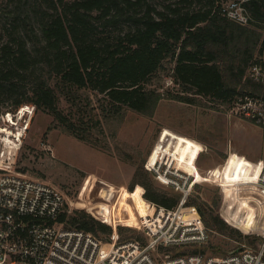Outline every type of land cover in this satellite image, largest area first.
<instances>
[{
  "label": "trees",
  "instance_id": "obj_1",
  "mask_svg": "<svg viewBox=\"0 0 264 264\" xmlns=\"http://www.w3.org/2000/svg\"><path fill=\"white\" fill-rule=\"evenodd\" d=\"M231 1L1 0L0 114L8 117L32 105L30 117L38 110L54 116L48 130L62 125L76 137L98 144L93 130L101 128L103 118L123 116L129 109L153 115L165 97L231 103L250 90L264 94V86L247 75L252 63L264 62V0H236L252 16L248 24L224 14ZM169 61L177 89L163 92L148 86ZM84 89L102 94L100 116L77 122L60 107L59 92L80 109ZM245 164L230 159L226 176L233 179L236 174L241 180L256 170ZM129 190L153 207L174 208L181 199L180 193L157 188L144 163L137 165ZM189 196L186 205L199 207L207 228L242 238L241 231L257 223L254 212L229 199L223 198L216 212ZM181 214L199 219L193 206L184 207ZM167 215L161 209L151 223L159 225ZM68 216L70 225L96 235L108 237L119 231L121 240L133 237L122 236L126 228L103 215L84 211ZM244 237L250 244L262 239Z\"/></svg>",
  "mask_w": 264,
  "mask_h": 264
},
{
  "label": "rangeland",
  "instance_id": "obj_2",
  "mask_svg": "<svg viewBox=\"0 0 264 264\" xmlns=\"http://www.w3.org/2000/svg\"><path fill=\"white\" fill-rule=\"evenodd\" d=\"M261 57L264 59V53ZM172 67L173 62L169 61L148 86L163 92L175 91L178 86L171 76ZM80 92V109L59 92L60 107L77 122L82 117L100 116L97 105L102 94L92 89ZM31 111L33 106L26 105L21 113L15 110L8 117L0 114V168L17 172L23 169L27 176L60 187L66 195L68 215L79 216L84 211L103 215L126 228L122 236L146 239L141 215L147 219L152 202L129 190L134 171L141 163L157 188L182 196L177 185L186 183L192 200L216 212L220 211L223 198L242 208L256 207L249 199L262 203L260 198L249 196L245 184H235L247 175L239 177L241 180L236 174L233 179L226 176L230 159L245 161V165L256 169L264 162V129L234 112L231 103L207 99L188 103L165 97L153 115L129 109L123 116L103 118L101 128L93 130L98 144L76 137L62 125L48 130L54 116L38 110L31 118ZM158 163L160 168L155 171L154 164ZM160 174L176 181L162 182ZM191 206L201 217L197 206ZM191 206L177 205L174 213L181 214L184 207ZM263 216L257 220L254 217L256 225L249 227L248 232L243 229L242 238L208 228L206 242L182 249L191 252L199 248L218 256L239 249L241 244L258 248L260 239L250 244L244 236L262 237ZM181 218L194 221L182 214Z\"/></svg>",
  "mask_w": 264,
  "mask_h": 264
},
{
  "label": "built area",
  "instance_id": "obj_3",
  "mask_svg": "<svg viewBox=\"0 0 264 264\" xmlns=\"http://www.w3.org/2000/svg\"><path fill=\"white\" fill-rule=\"evenodd\" d=\"M223 12L241 24L253 19L241 1H231ZM247 75L264 86V62L252 63ZM231 105L234 112L264 129L263 93L250 90L238 94ZM159 178L162 181L161 175ZM235 182L241 187L245 184L249 196L262 200L261 203L247 199L256 205L249 208L256 220L261 219L264 162L244 181ZM182 184L177 185L182 193L179 206H184L190 195L186 183ZM66 204V195L60 187L20 171L0 168V264H264V231L258 248L241 244L238 250L217 256L182 249L208 240V228L200 216L197 221H188L175 214L173 208L153 207L156 210H148L147 220L141 215L147 238L121 240L119 234L101 237L70 225L69 216L64 218ZM161 209L169 215L159 225H153L151 221ZM261 227L264 230V216Z\"/></svg>",
  "mask_w": 264,
  "mask_h": 264
},
{
  "label": "crops",
  "instance_id": "obj_4",
  "mask_svg": "<svg viewBox=\"0 0 264 264\" xmlns=\"http://www.w3.org/2000/svg\"><path fill=\"white\" fill-rule=\"evenodd\" d=\"M154 160L155 161H158L159 160V156H158V158H155L154 157ZM158 167H159V163L156 165V164H154V170L155 171H158ZM160 168V167H159ZM161 175V174H160ZM162 177V181H164V182H168V183H170V182H174V181H176V180H174V179H171V178H169L168 176H166V175H162L161 176Z\"/></svg>",
  "mask_w": 264,
  "mask_h": 264
},
{
  "label": "water",
  "instance_id": "obj_5",
  "mask_svg": "<svg viewBox=\"0 0 264 264\" xmlns=\"http://www.w3.org/2000/svg\"><path fill=\"white\" fill-rule=\"evenodd\" d=\"M197 209H198V211L200 212V214H201V211H200V209H199V207H197ZM238 250V249H237Z\"/></svg>",
  "mask_w": 264,
  "mask_h": 264
},
{
  "label": "bare ground",
  "instance_id": "obj_6",
  "mask_svg": "<svg viewBox=\"0 0 264 264\" xmlns=\"http://www.w3.org/2000/svg\"><path fill=\"white\" fill-rule=\"evenodd\" d=\"M177 213V212H176ZM180 217H181V214H180ZM193 220V219H192ZM188 221H191L190 219ZM195 221V220H194Z\"/></svg>",
  "mask_w": 264,
  "mask_h": 264
}]
</instances>
